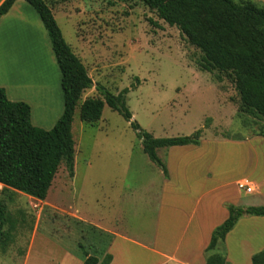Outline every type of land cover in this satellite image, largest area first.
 I'll list each match as a JSON object with an SVG mask.
<instances>
[{
	"label": "rangeland",
	"instance_id": "374dc122",
	"mask_svg": "<svg viewBox=\"0 0 264 264\" xmlns=\"http://www.w3.org/2000/svg\"><path fill=\"white\" fill-rule=\"evenodd\" d=\"M45 1L92 79L79 102L100 96L96 84L113 94L127 88L132 120L155 137L189 135L201 128L202 152L219 163L213 180L220 187L211 193L213 202L228 193L264 206V123L238 112L239 97L229 75L201 70L199 50L141 0ZM20 18L15 16L14 25ZM46 55L32 63L0 59V78L12 79L16 68L27 76L38 70L47 84L53 72ZM71 132L74 174L70 177L61 164L44 200L0 184L8 218L3 230L12 225L4 251L0 242V264H83L85 254L102 259L97 249L110 235L98 234L93 223L145 242L153 233L162 171L143 153L130 123L104 105L98 123L87 124L77 105ZM186 151L195 149L160 148L157 154L167 166V158L178 161ZM240 176L252 182V193L232 183ZM194 201L187 202V214L200 206ZM113 250L120 264L133 257L117 243Z\"/></svg>",
	"mask_w": 264,
	"mask_h": 264
},
{
	"label": "trees",
	"instance_id": "16d2710c",
	"mask_svg": "<svg viewBox=\"0 0 264 264\" xmlns=\"http://www.w3.org/2000/svg\"><path fill=\"white\" fill-rule=\"evenodd\" d=\"M15 0L0 4V15ZM39 15L50 39L61 73L63 111L51 129L30 123V108L11 102L0 89V184L5 188L44 200L61 164L70 177L74 174L75 147L71 132L75 108L92 79L80 58L63 38L51 7L45 0H24ZM169 26H175L189 44L200 52L198 67L207 72L229 75L239 97L238 112L264 123V5L251 0H141ZM99 97H87L79 105V118L87 124L100 119L104 105L117 111L130 123L140 140L142 151L168 177L166 163L157 150L172 146L199 145L201 128L189 135L155 137L132 120L126 106L127 88L113 94L96 84ZM264 136V133H263ZM238 139V138H232ZM229 216L211 233L205 264H227L220 253H211L217 242L245 215L263 216L264 206L240 207L227 204ZM6 202L0 200V242L4 251L12 225L6 231ZM10 223V221H9ZM112 256L84 255L83 264H110ZM252 264H264V249L251 256Z\"/></svg>",
	"mask_w": 264,
	"mask_h": 264
},
{
	"label": "crops",
	"instance_id": "0c3cea01",
	"mask_svg": "<svg viewBox=\"0 0 264 264\" xmlns=\"http://www.w3.org/2000/svg\"><path fill=\"white\" fill-rule=\"evenodd\" d=\"M3 1L0 0V4ZM251 1L264 5V0ZM17 15L21 18L14 25ZM19 23L23 28L19 27ZM24 38L26 42L20 43V39ZM40 49L45 50V53L47 51L46 56L53 72L50 75L51 80L46 84L40 76V71L36 70L27 76L21 68H16L12 79L0 78V89L4 90L9 101L23 102L29 106L30 123L33 126L48 130L54 126L63 111L61 73L39 15L26 1L15 0L8 11L0 15V59L3 62L8 60L9 63L19 59L32 63L40 54L43 55L44 52L40 53ZM23 74L28 82L25 81ZM19 83L21 85H18ZM15 89L19 92L17 93ZM95 123H98V120ZM239 142L245 143L248 140H235L233 144ZM201 144L200 140L199 145L172 146L177 149L194 148L195 151H186L184 158L180 157L178 161H174L171 156L167 158L168 177L163 173L161 175L158 193L160 208L154 220L153 233L146 238V242L93 223L98 234L110 235L109 240L102 239L105 244L101 249H97L99 252L103 251L104 255L112 256L110 264H120L113 250L115 243L123 247V252L127 250L133 254L131 261L124 264H205V257L208 254L206 248L210 243L211 233L230 214L226 205L253 206L250 202H243L239 194L229 196L226 193V196L216 200V203L213 202L210 198L211 193L220 187V183L216 184L213 180L219 163L210 157L206 158V154L200 148ZM219 158L218 155L217 160L220 162ZM241 180L249 181L246 177L240 176L232 183L237 187ZM255 185L257 191L258 186ZM254 189L253 186V191ZM27 197L33 198L29 195ZM205 198L206 201H203ZM192 199L200 206L194 207L187 214L186 204L192 202ZM263 249L264 217L245 215L237 220L223 241L217 242L211 253L222 254L227 264H252L251 256Z\"/></svg>",
	"mask_w": 264,
	"mask_h": 264
},
{
	"label": "built area",
	"instance_id": "2783aa9c",
	"mask_svg": "<svg viewBox=\"0 0 264 264\" xmlns=\"http://www.w3.org/2000/svg\"><path fill=\"white\" fill-rule=\"evenodd\" d=\"M237 188L244 193H250L253 191L252 184L247 180H241L237 183Z\"/></svg>",
	"mask_w": 264,
	"mask_h": 264
}]
</instances>
